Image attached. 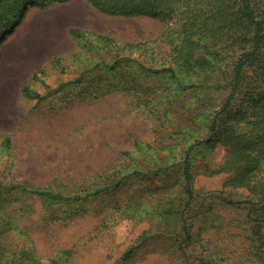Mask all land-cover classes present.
Segmentation results:
<instances>
[{
	"label": "trees",
	"instance_id": "trees-1",
	"mask_svg": "<svg viewBox=\"0 0 264 264\" xmlns=\"http://www.w3.org/2000/svg\"><path fill=\"white\" fill-rule=\"evenodd\" d=\"M70 1L0 0V41L29 5L44 9ZM84 1L105 16L158 19L161 31L153 41L119 45L106 35L69 29L79 50L72 60L81 68L76 80L58 85L54 92L75 82L96 85L92 91L84 87L85 97L122 91L132 110L144 115L162 136L134 141L133 151L124 152L121 162L98 174L92 191L76 194L78 190L18 184L5 186L0 193L9 196L16 191L23 199L35 197L52 204L78 202L105 188L129 187L134 178L141 183L147 178L155 185L153 192L160 193L139 215L149 219L153 229L141 236L138 245L153 237L166 238L177 260H185L197 218L210 216L217 231L236 227L239 232L229 233L234 241H247L234 261L264 264V0ZM130 56L135 65L127 71L123 60ZM56 63L61 60L53 59ZM114 73L120 74L119 80L112 77ZM39 75L43 71H36L32 80L38 82ZM22 94L37 102L43 99L30 85L22 88ZM218 147L223 159L212 168L203 155L210 156ZM199 169L207 176L226 175L223 190L197 193ZM238 190L245 195L237 198L231 193ZM225 209L237 210L234 220L218 224ZM3 225L11 227L0 212ZM136 247L122 260L131 259ZM70 256L69 250L60 252L58 264H69L65 259ZM202 257V264L225 259L220 251L209 250ZM25 262L45 264L32 246L10 250L0 230V264Z\"/></svg>",
	"mask_w": 264,
	"mask_h": 264
},
{
	"label": "rangeland",
	"instance_id": "rangeland-1",
	"mask_svg": "<svg viewBox=\"0 0 264 264\" xmlns=\"http://www.w3.org/2000/svg\"><path fill=\"white\" fill-rule=\"evenodd\" d=\"M71 28L106 35L123 45L155 40L161 23L149 17L105 16L84 0L44 9L28 6L12 32L0 41V190L25 184L89 192L96 187L98 174L121 162L124 152L133 151L134 141L150 142L162 136L144 115L132 110L122 91L85 97L84 87L92 91L96 85L75 82L54 92L58 85L76 80L81 68L72 60L79 50L68 33ZM56 58L61 63L52 64ZM124 59L127 71L133 70L132 56ZM40 70L43 75L33 81ZM119 76L112 77L119 80ZM26 85L43 96L41 102L22 94ZM223 155L218 147L203 156L213 168L221 164ZM226 177L207 176L199 169L194 189L199 194L221 191ZM146 180L141 183L134 178L132 186L105 188L78 202L58 204L23 199L16 191L9 196L1 192L0 212L11 227L3 225L0 230L10 250L32 246L45 264H58L59 253L67 250L71 251L65 259L69 264H202L205 250L223 254L225 259H216V264H251L232 259L247 244L235 242L229 234L240 229L229 226L219 232L210 216L197 218L185 260H177L166 238L153 237L138 245L141 236L153 229L149 219L139 215L160 193L153 192L155 185ZM231 193L237 198L245 195L242 190ZM236 212L225 209L217 223L234 220ZM134 246L133 257L123 261Z\"/></svg>",
	"mask_w": 264,
	"mask_h": 264
}]
</instances>
